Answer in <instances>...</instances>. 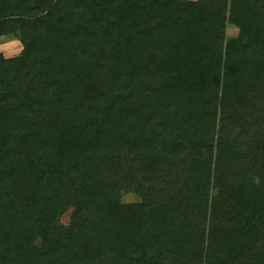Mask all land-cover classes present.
<instances>
[{"label": "trees", "instance_id": "trees-1", "mask_svg": "<svg viewBox=\"0 0 264 264\" xmlns=\"http://www.w3.org/2000/svg\"><path fill=\"white\" fill-rule=\"evenodd\" d=\"M8 36L0 264H264V0H0Z\"/></svg>", "mask_w": 264, "mask_h": 264}, {"label": "rangeland", "instance_id": "rangeland-1", "mask_svg": "<svg viewBox=\"0 0 264 264\" xmlns=\"http://www.w3.org/2000/svg\"><path fill=\"white\" fill-rule=\"evenodd\" d=\"M194 1V0H191ZM237 35V29L232 26H229L227 29L228 37H235ZM21 50V43L17 36H8L0 38V53L4 57H13L17 55ZM138 198L131 195L124 197L122 199L123 203H134L137 202ZM74 209L72 207H67L59 212L58 222L61 225H68L71 220Z\"/></svg>", "mask_w": 264, "mask_h": 264}]
</instances>
